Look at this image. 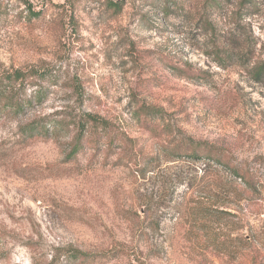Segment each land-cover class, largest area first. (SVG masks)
Wrapping results in <instances>:
<instances>
[{
	"label": "rangeland",
	"instance_id": "rangeland-1",
	"mask_svg": "<svg viewBox=\"0 0 264 264\" xmlns=\"http://www.w3.org/2000/svg\"><path fill=\"white\" fill-rule=\"evenodd\" d=\"M219 1L0 0V76L49 75L26 89L42 103L0 113V264H264V189L229 169L264 183V0ZM57 113L112 137L75 156L74 133L22 138Z\"/></svg>",
	"mask_w": 264,
	"mask_h": 264
},
{
	"label": "trees",
	"instance_id": "trees-1",
	"mask_svg": "<svg viewBox=\"0 0 264 264\" xmlns=\"http://www.w3.org/2000/svg\"><path fill=\"white\" fill-rule=\"evenodd\" d=\"M214 4L213 7L220 8L221 4L219 0H211ZM228 1V0H227ZM254 4V0H243L242 5ZM119 7V6H118ZM217 61L219 64H226L233 58L232 51L224 48H217ZM48 74L37 71L35 69L23 70L15 69L11 72L0 76V113L5 116L19 117L25 114L28 108L33 107V104L42 103L44 98L43 88H39L34 91L29 97L26 96V89L28 86H38L39 81H46ZM254 78L258 82L264 81V61L254 66ZM139 117L145 115L152 118H164L165 114L163 110L153 107H140L138 108ZM60 113L45 116L41 119H36L29 124L21 126L20 131L24 140L33 139L37 136L46 138L58 137L64 133H74L73 138L69 144L71 152L69 155H77L84 147V141L87 139V135L92 132H100L103 137H112L111 132L107 129V124L103 120L92 116L86 115V118H65L61 117ZM116 141L114 137L112 139ZM118 149L125 148L123 143L117 144ZM195 153V152H194ZM192 158H200L198 154H193ZM219 164V160H217ZM236 180H241L248 194H258L259 190L264 189V183L257 178L254 174H247L239 168H229ZM229 216H235L232 212H222ZM67 260L73 262L87 263L90 260H95L99 255L85 252L81 249L70 248L68 250Z\"/></svg>",
	"mask_w": 264,
	"mask_h": 264
}]
</instances>
